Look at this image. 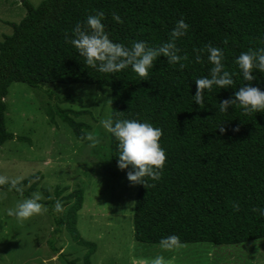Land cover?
Listing matches in <instances>:
<instances>
[{"label": "trees", "instance_id": "trees-1", "mask_svg": "<svg viewBox=\"0 0 264 264\" xmlns=\"http://www.w3.org/2000/svg\"><path fill=\"white\" fill-rule=\"evenodd\" d=\"M22 5L25 18L18 25L7 23L13 33L0 41V150L15 140L7 128L5 101L14 83L33 91L48 84L109 88L114 121L136 119L162 129L160 144L166 162L161 178L148 180L146 187L137 183L134 238L138 243L160 245L163 237L173 234L182 245L233 246L264 239V217L253 211L264 208V111L244 115L238 106L219 111V101L250 83L243 79L235 59L242 51L264 47V0H44L37 7L25 0ZM97 11L104 13L105 31L115 42L142 40L150 47L166 42L176 22L183 19L189 28L176 44L180 55L188 57L182 61L185 67L160 57L143 78L130 68L102 74L89 67L68 40L73 27L77 23L83 27L87 16ZM113 15L122 23L113 20ZM208 44L223 49L225 70L234 83L227 89L204 90L200 107L192 96L195 80L209 75L207 53L199 51ZM253 75L252 86L264 90V73L254 70ZM50 101L55 105L46 109L50 122L59 118L76 140L84 141L91 127L75 120L84 113L58 106L80 99ZM220 125L225 128L223 133ZM117 144L110 134V157L116 166ZM41 179L32 176L22 181L20 192L9 190L8 183L0 184V190L26 199L38 192ZM40 192L46 198L41 204L53 217L54 235L66 228L76 244L88 248L83 264H91L97 245L82 239L76 228L83 191L61 199H75L65 219L53 211L65 190L57 186L55 199L48 188ZM234 202L239 211L233 210ZM49 245L56 255L55 238ZM60 261L78 263L64 256Z\"/></svg>", "mask_w": 264, "mask_h": 264}, {"label": "rangeland", "instance_id": "rangeland-1", "mask_svg": "<svg viewBox=\"0 0 264 264\" xmlns=\"http://www.w3.org/2000/svg\"><path fill=\"white\" fill-rule=\"evenodd\" d=\"M37 7L44 0H29ZM26 9L19 0H0V41L13 33L10 24H19ZM111 90L87 84H48L33 91L14 83L6 98L7 128L15 140L0 150V176L18 184L32 176L42 177L38 185L40 203L46 198L40 192L48 188L55 199V188L64 189L60 200L63 211L56 215L67 218L75 199L62 201L77 190L83 191V205L78 212L77 231L82 239L97 245L91 264H150L157 255L168 264H264V239L241 245L185 244L164 249L160 245H143L134 238V209L137 184L127 179V170L113 165L110 157V133L100 120L111 116ZM73 97L76 103H61L60 108L84 115L75 117L91 127L97 139L95 147L88 140H76L73 132L59 118L50 122L46 114L50 99ZM56 103V102H54ZM21 139V140H20ZM23 139V140H22ZM32 196V195H31ZM30 196V197H31ZM24 198L0 190V264H61L60 258L83 264L87 247L76 244L63 228L54 235L53 217L42 211L27 219L8 216ZM58 235V236H57ZM55 238L57 254L49 241ZM257 247L259 251L257 253Z\"/></svg>", "mask_w": 264, "mask_h": 264}, {"label": "clouds", "instance_id": "clouds-1", "mask_svg": "<svg viewBox=\"0 0 264 264\" xmlns=\"http://www.w3.org/2000/svg\"><path fill=\"white\" fill-rule=\"evenodd\" d=\"M103 19L104 13L99 11L87 16L83 27L80 23L73 27L72 38L68 40L78 54L84 58L86 65L97 72L116 74L130 68L132 72L143 78L149 75L154 62L160 57H165L168 64H178L181 69L185 67L182 61L187 60L188 57L180 55V49L176 44V41L183 37L189 28L183 19L176 22L169 39L156 47H150L142 40H135L130 44L115 42L105 31ZM113 20L122 23L117 15H113ZM199 51H206V59L211 65L208 76L195 80L196 92L192 97L196 104L203 107L204 90L211 92L214 88L227 89L233 85L234 81L232 74L225 70L223 49L208 44ZM200 59L201 56L197 55V62ZM235 64L239 67L243 79L250 83L239 87L234 96L229 99L219 101V111L226 112L230 106H238L244 115L264 111V90L251 84L255 79L254 70L264 73V47L242 51L236 57ZM108 102L112 101L108 100ZM100 125L118 142L117 166L121 170L131 169L126 173L129 182L143 184L146 187L148 180L158 181L161 178L166 162V153L160 144L161 128L136 119H116L114 121L111 116L100 120ZM218 128L221 133L225 131L221 125ZM233 131H238V128ZM84 138L90 142L89 147H95L98 143L92 133H86ZM5 183L9 184V190L22 191L17 179L9 181L6 177L0 176V184ZM40 199L39 193H33L31 197L18 203L14 209H8L7 215L23 220L40 214L42 211L47 212V206L41 204ZM232 208L234 211H239V204L234 202ZM53 211L56 213L63 211V204L60 200L54 203ZM253 211L264 217V208L253 209ZM258 244H260L259 239L255 241V245ZM160 246L164 249H173L183 245L180 238L173 234L163 237L160 240ZM258 252L260 251L257 247ZM150 264H168V262L163 256L157 255Z\"/></svg>", "mask_w": 264, "mask_h": 264}, {"label": "water", "instance_id": "water-1", "mask_svg": "<svg viewBox=\"0 0 264 264\" xmlns=\"http://www.w3.org/2000/svg\"><path fill=\"white\" fill-rule=\"evenodd\" d=\"M19 1H20V3H22V4H23L25 0H19Z\"/></svg>", "mask_w": 264, "mask_h": 264}]
</instances>
